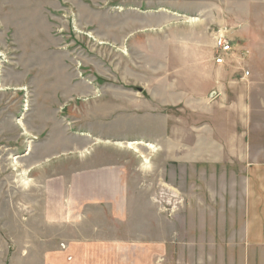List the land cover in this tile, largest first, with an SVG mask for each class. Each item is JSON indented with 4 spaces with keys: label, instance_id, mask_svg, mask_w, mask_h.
I'll list each match as a JSON object with an SVG mask.
<instances>
[{
    "label": "rangeland",
    "instance_id": "obj_1",
    "mask_svg": "<svg viewBox=\"0 0 264 264\" xmlns=\"http://www.w3.org/2000/svg\"><path fill=\"white\" fill-rule=\"evenodd\" d=\"M248 3L0 0L5 264H264V82L251 36L211 24Z\"/></svg>",
    "mask_w": 264,
    "mask_h": 264
},
{
    "label": "crops",
    "instance_id": "obj_2",
    "mask_svg": "<svg viewBox=\"0 0 264 264\" xmlns=\"http://www.w3.org/2000/svg\"><path fill=\"white\" fill-rule=\"evenodd\" d=\"M192 1L198 2L200 0ZM248 1L249 9L247 12L230 13V11H225L222 15V21L218 23L213 22L211 24L221 25V27L217 28V32L223 33L225 31H231L243 34L246 33V35L248 34L247 38L251 36L247 44L249 46L246 50L247 55H245L247 58L249 57L247 64L252 71L254 82H264V0ZM227 5H229V3H223L221 9L227 10ZM250 75L251 73L249 76ZM246 78L247 77H245V79ZM263 86L257 89L261 91L259 95L262 96H264ZM32 151L33 149H31L30 152ZM259 156L257 159L263 160V162L249 164L247 165V169H245L244 218L248 220V241L255 243L260 242L264 247V157ZM0 201H4V197H2ZM0 247L3 253L2 264H5L6 242L1 230Z\"/></svg>",
    "mask_w": 264,
    "mask_h": 264
},
{
    "label": "built area",
    "instance_id": "obj_3",
    "mask_svg": "<svg viewBox=\"0 0 264 264\" xmlns=\"http://www.w3.org/2000/svg\"><path fill=\"white\" fill-rule=\"evenodd\" d=\"M217 42H218V43H217L216 47H217L221 52H223V51H224V52H225V51H229L230 47L224 45V40H223L222 37H221L220 39H218ZM222 62H223L222 59H221V61H218V63H222ZM245 75L248 76L249 73L247 72V73H245Z\"/></svg>",
    "mask_w": 264,
    "mask_h": 264
},
{
    "label": "bare ground",
    "instance_id": "obj_4",
    "mask_svg": "<svg viewBox=\"0 0 264 264\" xmlns=\"http://www.w3.org/2000/svg\"><path fill=\"white\" fill-rule=\"evenodd\" d=\"M141 145H144L143 143H137V142H133V143H129V144H127V146L126 147H128L129 149H134V151H138V146H141ZM147 147H149V148H153V146L152 145H147ZM148 160L146 159V162H147Z\"/></svg>",
    "mask_w": 264,
    "mask_h": 264
}]
</instances>
